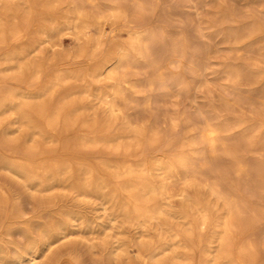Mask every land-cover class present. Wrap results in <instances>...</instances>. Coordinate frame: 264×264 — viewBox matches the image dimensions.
<instances>
[{
    "label": "rangeland",
    "instance_id": "rangeland-1",
    "mask_svg": "<svg viewBox=\"0 0 264 264\" xmlns=\"http://www.w3.org/2000/svg\"><path fill=\"white\" fill-rule=\"evenodd\" d=\"M126 1L129 11L126 9L125 19L129 21L130 26L136 21H141L146 24V29L161 28L165 32L164 42L157 45L159 48L157 51L163 58V69H160V74H163L157 78L155 72L142 63L134 64L133 68L119 70L118 75L137 83L138 91L126 88L125 93L129 94H126L129 99L126 100L127 103L122 101V112L111 122V128L115 126L113 128L115 131L111 132L122 129L120 132L128 135L129 132L124 128L123 122L129 119L134 127L152 128L157 133L154 134L155 136L152 135L155 137L153 140L143 139V142L137 146L134 143L129 146L127 137L121 138V143L112 142L113 144L110 145L108 143H74L76 136L87 133L78 121L72 125L74 128L71 127L64 132L60 130L53 132L56 140L52 143L47 142L41 149L35 148L34 151L31 149V142L26 148L21 145L22 143L14 144L13 140L21 135L23 137L24 132L22 128H18L19 124L14 122L15 114L0 110V185L8 190L7 201L3 202L0 199V249H6L13 256L16 252L24 250L28 246L29 238H41L43 229L55 228L56 219L63 216L61 210L65 208L79 210L86 220L90 221V218L93 220V223L89 225L84 222L79 226L75 222L77 225L75 223L70 225L65 233L55 232L53 229L56 233L53 238L60 239L42 252L33 264H152L145 249L137 244L138 241L142 239L158 241L161 236L171 238L170 233L179 229V219L168 217L163 225L159 220L153 219L147 226L123 221L122 218L112 220L110 209L103 208L100 198L85 197L78 195L77 192L74 194L70 188L59 183L50 184L47 190L40 191L37 186L30 189L25 180L9 168V162L17 161L15 159L24 162L28 159L44 162L45 159L44 163L49 164L53 162L62 164L66 161V163L75 164L77 159V161H85L87 165L97 166L96 178L100 179L109 175L110 162L127 161L138 167L144 159L151 160L163 155L171 156L180 150L189 153L198 149L207 155L208 159L211 158L214 161L217 159L218 162L219 158L221 161L219 167L227 169L233 163L232 157L223 153L221 149L215 153L209 152L210 146L203 142L200 144V137L198 138L209 121H222L229 126L227 131H223L225 141L230 142V145L239 140L235 143L238 155H241L242 159L251 166H258L257 168H260L258 170L262 172L264 170V0ZM137 1H143L144 4L148 2L146 3L148 7L146 6V10L141 15L134 14L132 10ZM113 23L109 19H102L93 24L94 26L88 27L85 36L72 30H65L57 36L58 39L37 43L30 57H35V64H41L42 69L39 75L33 78L30 73L20 72L16 68L0 70V91L3 89L0 97L6 91L12 90L18 93L17 99L21 101L25 93L42 91L46 84L53 81L57 73L66 70L75 74L74 71L77 70L76 74L82 77L97 70L99 66H96L109 56L111 52L109 49L126 35L124 30H120V22H116L117 26ZM252 23L258 24L260 29L254 36H244L237 42V31L246 32V27L253 26ZM34 35L39 37L37 33ZM96 36L98 42L100 40L98 46ZM26 37L28 38L29 35L23 36L21 42L26 41ZM173 38L180 42L181 51L176 56L167 50ZM19 41L12 43L9 47H20ZM236 45L242 48H234ZM9 47H0V59L5 56ZM228 65L240 67L243 78L240 77L235 81L231 79L226 72ZM3 66L4 64L0 63V69ZM97 76L94 78L89 75L85 79L69 78L54 93L55 102L65 99L64 101H69L68 103H78L87 112L85 114L89 116L88 118H97L103 122L106 117L105 105L98 98V93L100 91L109 93L114 79L106 78L105 75ZM87 87L89 91L86 92ZM150 133L153 132L150 131ZM239 136L244 142L238 139ZM131 138L133 137L130 136ZM191 138L198 142L196 144L200 146V150L196 144L193 146L189 143ZM131 140L134 142V138ZM182 143L186 147H183ZM31 150L35 153L30 158ZM252 176L261 178L259 174ZM212 177L206 179L204 175H198L195 185L189 190L190 194L192 193L190 196L192 199L200 200L209 198L213 210L218 208L221 213L224 211L222 206L217 205L215 198L209 194V187L214 180ZM238 179L236 174L231 175L234 183ZM29 184L34 185L32 182ZM182 184L180 182L176 183V186L173 185V195L169 196L174 210L177 211L184 209L185 205L179 191L184 187ZM243 195L255 205L259 217L255 219V222L248 224L251 228L245 225L249 228L246 229L244 226L239 235L237 233L236 238H264V195L253 197L246 191H243ZM213 210H211L210 223L205 227L194 224V233L201 232L199 238H218L217 231L220 229L218 222L221 218L218 212ZM187 226L192 227L191 224ZM182 237L185 238L184 235ZM116 238H124L129 249V251L128 249L121 251L119 257L111 253L112 246L116 244ZM199 250L196 253L195 264H198Z\"/></svg>",
    "mask_w": 264,
    "mask_h": 264
},
{
    "label": "bare ground",
    "instance_id": "bare-ground-1",
    "mask_svg": "<svg viewBox=\"0 0 264 264\" xmlns=\"http://www.w3.org/2000/svg\"><path fill=\"white\" fill-rule=\"evenodd\" d=\"M123 1L125 2V0H0V47H9L12 43L14 44L19 40L21 43L20 47L17 46L18 48L9 47L4 57L1 55L0 63H3L4 66L0 70L13 68L15 70L16 68L20 72L26 71L30 73L33 78L37 77L42 68L40 63L35 64V57H30L32 49L35 48L37 43L57 38L65 30H72L84 35L86 29L91 25L94 26L93 24L102 19H109L114 22V26L118 25L116 22H120V30L126 32V35L118 40L113 48L109 49L111 50L109 56L100 65L96 66H99L97 70L88 74H86V71L84 72L86 75H82V77H80V74H76L77 70L74 71L75 74L71 73L72 71H59L60 73H57L53 81L48 85L46 84L42 91L25 93L22 95L21 101L17 99L18 93L12 90L6 91L0 97V110L10 111L15 114L14 122L18 123V128H22L24 132H22L24 134L23 137L21 135V137L13 140L15 145L22 143L21 145L26 148L27 144L31 142V149H34V151L35 148L41 149L43 144L52 143L56 140V137L52 134L53 132H57V130L64 132L71 129V127L74 128L72 125L78 121L86 129L87 133L76 136L75 142L72 140L74 143H108L110 145L112 142H115V144L121 143V138L127 137L129 146L133 143L137 146L143 142V139L145 141L153 140L157 133L152 128L134 127L129 119L123 122L125 124L124 128L129 132L128 135L121 133L122 129H120L121 132L119 130L111 132L115 131L113 129L115 126L111 128V122L117 119L119 117L118 114L122 112V101L127 103L126 100L129 99V94L125 93L126 88L137 90L138 87L137 83L129 78L118 75L119 70L133 68L134 64L142 63L144 66L150 67L157 78L163 74H160V69H163V58L162 54L157 51L159 50L157 45L164 42L165 32L161 28L146 29V24L136 21L138 18L135 20V24L130 26L129 21L125 19L126 9L129 11L128 3ZM126 3L127 6L125 5ZM146 3L148 2L146 1ZM146 3L144 4L143 1L135 2L132 8L134 14L141 15L148 7ZM131 4L133 5V3ZM132 10L130 11L132 12ZM259 29L260 26L258 24H253V26L246 27L245 33L237 31V42L243 39L244 36H254ZM36 33L39 36L38 38L34 35ZM28 35L29 37L25 38L26 41L21 42L23 36ZM99 43L100 40L99 42L97 40V46ZM234 48L241 49L242 46L236 45ZM167 50L173 56L179 55L178 53L181 51L179 40L173 38ZM226 72L234 81L243 75L241 68L236 65H230ZM89 75L94 78L96 75H105L106 78L114 79L109 93L107 91L98 93V98L105 105L106 117L103 122L97 118H88L89 116H86L87 112L78 103H68L69 101L65 102V99L55 102L54 99L56 98L54 93L69 78L79 79L80 77L85 79ZM85 91H89V88L87 87ZM81 118H83L82 121ZM227 128L229 129V126L222 121H209L200 132L201 135L198 136V138L200 137V144L203 142L207 143L208 147L210 146L209 152L215 153V151L221 149L223 153L232 157L233 163L227 169L219 167L221 166V161H219L218 157V162L217 159L215 161L211 158L208 159V156L202 151H198V149L189 153L180 150V152L171 156L163 155L160 157L156 156L151 160L144 159L143 161L141 160L142 162L138 164V167L127 161H118L119 163H117L115 160L116 163H109V175L100 179L96 178L97 166L96 168L95 166L87 165L85 161H77V159L75 164L66 163L67 161L63 162L64 164H58L59 162L49 164L44 163L45 159L43 160L44 162H40V160L39 162L30 161L28 158L25 162L15 159L17 161L9 162V168L22 177L30 189L37 186L40 191L47 190L50 184L59 183L70 188L73 193L77 192L78 195L100 198L103 208L105 210L110 209L112 220L122 218L123 221L147 226L153 219L159 220L162 225L168 217L179 219V229L170 233L171 238H162L161 236L158 241H155V239L138 241L137 244L145 249L152 264H195L198 249H200L198 264H264V238H236L237 233L239 235L245 225L255 222V219L259 217L255 205L251 203V200L244 198L243 191L248 192L253 197H262L264 195V170L262 172V170H258L260 169L257 168L258 166H251L244 161L245 159H242L241 155H238L235 143H238L239 140L230 145V142L225 141L223 131H227ZM150 131L153 133L149 134ZM130 136L134 138V142L131 140L133 138L130 139ZM240 137L238 139H241ZM241 140L243 141V139ZM196 142V140L191 138L189 143L196 146L198 144ZM190 148L192 150L191 146ZM198 148L200 150V146ZM32 151H30L31 155L29 154L30 158L35 153ZM233 174H236L239 178L236 183L231 180V175ZM253 174L257 176L259 174L261 178H254ZM198 175H204L206 179L213 176L214 180H212L213 182H211L209 187V194L215 198L217 205L220 204L222 206L223 212L220 213L218 208L213 210V205L209 198L204 200L191 198L190 195L192 193L190 194L189 190L195 185ZM31 182L34 185L31 186L29 184ZM180 182L184 185L179 191L185 205L184 209L177 211L174 210L169 196L173 195L172 187ZM7 191L4 186L0 185V199L3 202L8 199ZM211 210L213 212L217 211L219 218H221V221L218 222L220 226L217 231L219 233L218 238H199L201 232L197 231V234H195L193 226L195 223L204 225V227L209 224L212 218ZM61 211L63 216L56 219L55 228L47 227L43 229L41 238H29L28 246L24 250L16 252L13 256L6 249H0V263L33 264L42 255V252H45L46 249H49L60 239L53 238L56 234L55 232L65 233L68 227L75 222L79 226L84 222H86V225L93 223L91 218L90 221L86 220L79 210L65 208ZM77 224L75 223V225ZM187 224H191L192 227H188ZM53 229H55V232ZM211 232L210 234H212ZM127 244L124 238H116V244L111 248L112 255L118 256L121 251L127 250Z\"/></svg>",
    "mask_w": 264,
    "mask_h": 264
}]
</instances>
